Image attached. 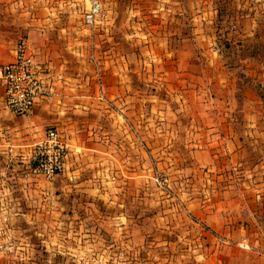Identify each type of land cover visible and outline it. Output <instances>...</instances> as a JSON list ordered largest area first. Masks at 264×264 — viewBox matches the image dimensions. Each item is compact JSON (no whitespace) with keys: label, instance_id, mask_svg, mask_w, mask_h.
<instances>
[{"label":"crops","instance_id":"1","mask_svg":"<svg viewBox=\"0 0 264 264\" xmlns=\"http://www.w3.org/2000/svg\"><path fill=\"white\" fill-rule=\"evenodd\" d=\"M96 1L87 25L90 0H0V65L24 37L50 91L20 115L0 83V252L54 229L143 238L130 208L168 191L205 205L207 234L251 244L192 264H264V0ZM49 127L64 169L26 175Z\"/></svg>","mask_w":264,"mask_h":264},{"label":"rangeland","instance_id":"2","mask_svg":"<svg viewBox=\"0 0 264 264\" xmlns=\"http://www.w3.org/2000/svg\"><path fill=\"white\" fill-rule=\"evenodd\" d=\"M218 30L217 26V33ZM193 195L196 197L195 190ZM172 196L163 191L160 202L147 200L145 205L136 204L130 208L131 213L143 212L139 221H134L144 227L143 238L136 235L110 237L102 233L65 235L54 229L56 233L53 234L26 237L27 249L20 244L8 246V242H3L7 248L0 252V264H192L207 258L210 255L207 247L212 244H219L220 249L226 247L223 254L227 261L249 252L248 237L237 240L211 232L207 234L205 205L195 204V210L185 213L174 205L177 200ZM126 242L127 246L122 244Z\"/></svg>","mask_w":264,"mask_h":264},{"label":"built area","instance_id":"3","mask_svg":"<svg viewBox=\"0 0 264 264\" xmlns=\"http://www.w3.org/2000/svg\"><path fill=\"white\" fill-rule=\"evenodd\" d=\"M99 11L100 3L90 0L89 8L84 13V22L92 25ZM0 83L5 91V103L15 114H26L37 98L49 94L50 91L32 66L24 37L17 42L15 59L0 65ZM66 156L67 144L61 139L56 129L49 127L45 131L44 139L33 148L26 175L42 176L52 180L63 171ZM157 182L159 186L164 187L168 181L163 176L159 177Z\"/></svg>","mask_w":264,"mask_h":264}]
</instances>
